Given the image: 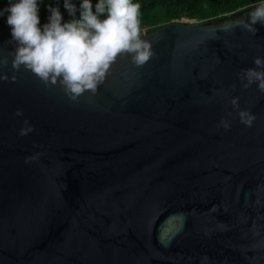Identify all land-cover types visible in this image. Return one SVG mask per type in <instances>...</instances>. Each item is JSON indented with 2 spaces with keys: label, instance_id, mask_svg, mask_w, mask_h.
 <instances>
[{
  "label": "water",
  "instance_id": "1",
  "mask_svg": "<svg viewBox=\"0 0 264 264\" xmlns=\"http://www.w3.org/2000/svg\"><path fill=\"white\" fill-rule=\"evenodd\" d=\"M248 19L163 26L142 37L152 59L118 56L77 101L14 71L0 29V264H264V93L238 79L264 26Z\"/></svg>",
  "mask_w": 264,
  "mask_h": 264
},
{
  "label": "clouds",
  "instance_id": "2",
  "mask_svg": "<svg viewBox=\"0 0 264 264\" xmlns=\"http://www.w3.org/2000/svg\"><path fill=\"white\" fill-rule=\"evenodd\" d=\"M94 7L95 11L91 0H82L80 18L76 19V6L71 0H64V8L73 19L62 23L59 8L50 7L49 22L41 29L38 0H9V6L0 15L8 13L7 24L17 42L12 69L18 72L23 66L46 85L59 84L69 99L77 101L86 92H97L118 56H131L136 66H143L154 57L151 43L141 38L140 4L133 0H98ZM102 16L106 18L101 19ZM258 22L264 26V0L250 12L248 21L241 24L255 34L254 25ZM254 64L255 68L238 74V79L244 89L255 83L264 93V70H257L264 69V59L256 57ZM0 65L7 67L8 59L0 60ZM0 79L7 80L8 76ZM230 103L240 122L251 127L255 115L239 110V97H233ZM15 115L22 116L23 112L17 110ZM23 123L21 136L35 131L28 120ZM220 125L228 130L231 121L221 118Z\"/></svg>",
  "mask_w": 264,
  "mask_h": 264
},
{
  "label": "trees",
  "instance_id": "3",
  "mask_svg": "<svg viewBox=\"0 0 264 264\" xmlns=\"http://www.w3.org/2000/svg\"><path fill=\"white\" fill-rule=\"evenodd\" d=\"M76 6L75 18H80L82 0H71ZM93 11L98 0H91ZM261 0H133L140 4L141 38L172 22L189 19L204 24L220 22L228 17L249 16ZM40 23L49 22V8H59L62 23L73 19L64 8V0H38ZM9 6V0H0V10ZM106 18L104 16L101 19ZM0 29H6V23L0 22ZM145 31V33L143 32Z\"/></svg>",
  "mask_w": 264,
  "mask_h": 264
},
{
  "label": "built area",
  "instance_id": "4",
  "mask_svg": "<svg viewBox=\"0 0 264 264\" xmlns=\"http://www.w3.org/2000/svg\"><path fill=\"white\" fill-rule=\"evenodd\" d=\"M0 11H2V10H0ZM7 16H8L7 12H4L3 15H0V22H5L6 23V29H3V30L11 36V28L7 24ZM43 26H44V24L40 23L39 27H41V29L43 28ZM143 32L145 33V31H143Z\"/></svg>",
  "mask_w": 264,
  "mask_h": 264
}]
</instances>
